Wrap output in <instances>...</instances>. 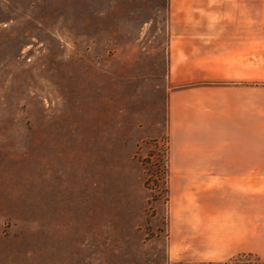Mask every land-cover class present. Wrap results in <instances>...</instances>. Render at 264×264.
Segmentation results:
<instances>
[{"label":"rangeland","instance_id":"rangeland-1","mask_svg":"<svg viewBox=\"0 0 264 264\" xmlns=\"http://www.w3.org/2000/svg\"><path fill=\"white\" fill-rule=\"evenodd\" d=\"M169 27L170 0H0V264H264L173 258L176 196H209L171 168Z\"/></svg>","mask_w":264,"mask_h":264},{"label":"crops","instance_id":"crops-1","mask_svg":"<svg viewBox=\"0 0 264 264\" xmlns=\"http://www.w3.org/2000/svg\"><path fill=\"white\" fill-rule=\"evenodd\" d=\"M169 29L171 168L209 196H176L173 258L261 255L264 0H170Z\"/></svg>","mask_w":264,"mask_h":264}]
</instances>
